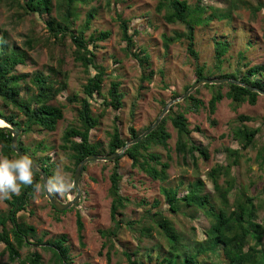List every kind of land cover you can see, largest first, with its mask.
Masks as SVG:
<instances>
[{"label":"trees","instance_id":"16d2710c","mask_svg":"<svg viewBox=\"0 0 264 264\" xmlns=\"http://www.w3.org/2000/svg\"><path fill=\"white\" fill-rule=\"evenodd\" d=\"M95 1L56 0L53 3V0H0V6L5 7L9 12H14L11 15L13 23L19 24L29 17L32 19L37 17L47 33L44 37L38 38L26 35L25 51L8 45L5 34H0V101L3 108L12 109V113L7 115L0 110V120L19 129V149L32 157L45 171L48 178L54 175L53 164L50 163V158L45 160L37 156L38 151L46 153L48 148L39 143L38 148L31 151L20 137L35 131L54 132L58 122L63 119V109L66 105L74 103L78 105L74 109L77 124L63 131L59 146L63 152L69 153V158L73 162L70 169L72 176L81 160L92 155L106 156L118 152L127 141L135 139L148 128L136 131L128 127V140H124L119 130L114 127L105 147L90 140V132L99 123L98 118L92 113L95 97L102 98L104 108H112L114 111L122 108L124 97L117 80L110 82L106 97L102 95L104 81L110 78V75L105 69L97 66L94 51L98 42H103L110 37V32L103 30L91 34L87 39L85 37L96 17V11L92 9L86 14L76 34L71 31L77 7L87 6ZM103 1L110 10L112 19L118 23L120 38L125 44L122 50L124 55L135 60L142 68V80L150 81L153 72L150 71L149 56L143 49L137 48L134 37L138 32L134 30L132 34L130 33L129 21L122 19V13L118 10L123 0ZM202 1L196 0L195 3L189 4L186 0H157L155 10L157 13H163L162 18L165 23L184 26V32L162 36L164 49L168 50L170 45L185 41L187 54L194 61L192 66L195 82L201 79L230 78L264 91V66L262 65L249 66L248 63L242 64L238 61L234 72H221L229 48L227 41L213 39L214 64L212 68L198 63L199 55L195 49L197 28L207 27L214 20L219 22L229 20L231 9L239 8V4L233 0H226L230 6L228 10L212 5L202 6ZM260 8L253 7L251 10L255 14ZM67 39L70 40L74 62L83 67L89 75L90 69L95 73L90 75L82 86L84 97L79 98L76 94L68 95L65 98V104L52 105L51 102L67 90L66 74L61 70L63 60L58 58L56 67L51 66L45 72L19 73L17 68L30 61L28 52L34 50L40 43L48 49L49 47H64ZM240 59L244 60L243 55ZM146 71H148L147 75H145ZM190 87L189 85L185 87L183 94ZM202 88L208 90L211 96L208 101L209 116L214 115L217 105L223 99L229 100L232 107L237 109L244 103L255 105L258 97L256 92L233 84L203 85ZM198 93L199 89L182 102L171 106L166 116L147 137L128 147L122 157L130 160L133 170L161 184L168 181L171 158L167 155V161H164L162 155L157 152L158 149L170 151L168 141L172 136L168 130V123L172 125L176 133L174 152L178 157L183 161L192 159L193 162H197V158L204 161L208 159L207 150L193 143L192 130L189 128L186 117V114L198 113L201 108H204L202 100L196 97ZM181 96L180 93L171 92L170 99L175 100ZM165 105L166 102L161 101V107ZM256 121H260V124L264 126V116L251 118L243 115L234 119L230 125L231 138L238 148H224L225 165H216L207 174L213 186V196L204 192L201 181L186 186L180 182L175 187L160 189L170 215L191 219L197 213H201L208 221V228L203 233L204 238L194 242L190 247L184 244L183 237L175 229L171 219L163 211L157 210L158 201H154L138 221L125 218L124 212L130 205V201L121 194L120 189L121 175L118 173L117 165L122 157L106 162L112 165L108 177L112 227L100 231V234L107 242H110L120 230L125 229L136 234L135 238L138 244H141L142 239H151L155 232L164 239L166 244L164 249L155 252V259L147 253L146 261L138 259L136 252L124 249L126 264H264V244L262 243L264 226L258 220L259 214L264 212V186L261 192L250 195L246 188L237 186V181L232 175V169L240 165V161L249 150L256 151L255 159L264 175V127H249L244 124ZM10 145L11 134L0 129V157H17ZM220 180L223 181L222 184ZM36 181L41 182L38 175H36ZM34 196V189L28 187L23 188L19 196L4 200L6 208L0 210V246L2 247L0 264H42L41 254L36 250L29 251L22 258V251L37 247L51 254V264H73L66 235L45 240L46 234L37 236L36 229L27 223L25 212ZM136 205L141 207L145 203L140 201ZM50 207L56 215L62 214L51 205ZM55 220L58 221V218L56 217ZM76 224L78 233L81 234L83 225L79 216H77Z\"/></svg>","mask_w":264,"mask_h":264},{"label":"rangeland","instance_id":"374dc122","mask_svg":"<svg viewBox=\"0 0 264 264\" xmlns=\"http://www.w3.org/2000/svg\"><path fill=\"white\" fill-rule=\"evenodd\" d=\"M55 1L53 0V3ZM186 1L189 4L196 2V0ZM233 1L239 4V8L231 9L229 20L220 22L214 20L207 27H198L195 33V49L199 55L198 63L204 64L207 68H212L214 64L213 39L224 40L229 43L222 73L234 72L238 66V61H241L242 64L248 63L249 66H264V0ZM227 2L226 0H203L201 5H212L228 10L230 6ZM156 5L157 0H123V3L118 6L119 12L122 13V19L129 21L130 33L132 34L134 30L138 32L134 37L137 48L143 49L149 56L150 71L153 72L150 81L142 80V68L135 60L124 55L122 50L125 44L121 41L118 23L112 19L110 10L105 6L103 0H96L87 6H80L76 9V17L73 19L71 27L73 34H76L83 24L86 14L92 9L96 11V17L85 34L86 39L98 31L107 30L110 32V37L103 42H98L94 51L95 63L110 75V78L104 81L103 97H106V91L112 80L119 81L120 90L124 94L122 108L117 111L112 108H104L102 98L95 97L94 99L92 113L94 117L98 118L99 123L90 132V140L93 143H100L102 147L107 144L114 127L119 130L121 138L128 140V127L141 131L152 125L165 107H161V101L166 102L167 105L172 101L170 99L171 92L183 95L184 88L195 83L192 66L194 61L187 54L185 41L182 40L170 45L168 50H165L162 45L163 35L172 36L174 32H184V26L165 23L162 18L163 13L156 12ZM253 7L261 8L254 14L251 10ZM13 13L0 6V34H5L8 45L25 51L26 35L36 38L47 35L41 20L37 17L36 19L29 17L21 23L15 24L11 21ZM49 49L40 43L34 50L28 52L30 61L19 66L17 72L28 74L36 71L45 72L51 66L56 67L57 59L61 58L63 60L61 70L66 74L67 90L59 94L51 104H65V98L68 95L76 94L79 98L84 97L82 86L90 75H94L95 71L90 69L89 75L83 67L74 62L69 39H67L64 47H49ZM241 55H243L244 60L240 59ZM242 69L244 68L242 67ZM147 74L148 71L145 75ZM197 89H199V93L196 97L202 100L204 108H201L198 113H188L186 117L189 128L192 130L193 143L207 150L208 159L206 161L199 158H197V162H193L192 159L183 161L178 157L174 152L176 133L172 125L168 123V130L172 136L168 141L170 151L157 150L164 161H167V155L171 158L168 181L165 184L152 181L144 174L133 170L130 166V160L126 157H122L117 165L118 173L121 175V194L130 201V205L124 212L125 218L138 221L144 211L149 209L154 201H158L157 210L163 211L171 219L175 229L183 237L184 244L188 247L204 238L203 233L208 228V221L201 213H197L191 219L170 215L167 212V206L164 204L160 189L162 187H175L180 182L186 186L201 181L204 192L213 196V186L207 178V174L216 165H225L224 148H238L236 142L231 138L230 125L240 115L251 118L264 116L263 95H258L255 105L251 106L244 103L237 109L232 107L229 100L223 99L217 105L214 115L209 116L210 93L202 86ZM76 107H78L76 103L65 106L63 119L58 122L54 132L35 131L20 137L21 141L31 151L38 148L39 143L46 146L48 151L46 153L38 151L37 156L45 160L50 158L49 161L53 164L54 174L59 169L67 173L72 182L73 176L70 169L73 162L69 158V153L63 152L59 146L63 131L67 127L77 124L74 111ZM0 110L6 115L12 113V109L3 108L1 101ZM244 124L249 127H264L260 121L245 122ZM255 158L256 151L249 150L240 161V165L232 169V175L237 181V186L246 188L250 195L261 192L264 186V175ZM84 167L85 171L82 170L78 183L80 190L78 202L68 210L60 212L62 214L56 215L54 213L45 194L35 192L33 200L26 209L25 217L27 223L36 229L37 236L46 234L45 240H47L66 235L73 264H126V258L123 255L124 249L136 252L137 258L143 261H146L147 253H150L152 259H155V252L164 249L166 245L164 239L155 232L151 239H142L141 244H138L135 238L136 234L134 235L125 229L120 230L110 242H107L100 234V231L112 227L110 218L111 199L108 196L110 185L108 177L112 165L94 161ZM222 183L223 181L220 180V184ZM54 196L59 202L66 203L76 197V191L73 188L72 194L68 198ZM140 201H144L145 205L137 206L136 203L138 204ZM5 208L4 200L0 201V210ZM77 216L80 217L83 225L81 234L78 233L77 229ZM56 217L58 221L55 220ZM258 220L264 226V212L259 214ZM262 243L264 244V237ZM33 250L41 254L42 264H51V254L42 251L39 247L22 251V258Z\"/></svg>","mask_w":264,"mask_h":264},{"label":"clouds","instance_id":"9594fccd","mask_svg":"<svg viewBox=\"0 0 264 264\" xmlns=\"http://www.w3.org/2000/svg\"><path fill=\"white\" fill-rule=\"evenodd\" d=\"M38 168L34 167L32 158L28 155H18L16 158L0 157V201L19 196L23 188L31 187L36 193L71 196L74 184L68 174L57 169L55 174L42 182L36 181Z\"/></svg>","mask_w":264,"mask_h":264},{"label":"water","instance_id":"95a60500","mask_svg":"<svg viewBox=\"0 0 264 264\" xmlns=\"http://www.w3.org/2000/svg\"><path fill=\"white\" fill-rule=\"evenodd\" d=\"M219 84H233V85L241 86L243 88H246L249 91L256 92L258 95H263L264 96V91L258 90V89H254V88H252L250 86H247V85L243 84L239 80H235V79L214 78V79H201L199 81H196L195 83H193V85L180 98L172 100L167 105H165V107L163 108V110L161 111V113L159 114L157 119L155 120V122L152 125H150L142 134L137 136L135 139H132L131 141L126 142L124 147L120 151L115 152V153H113L111 155H106V156L92 155V156H89V157L81 160L77 164V166L75 168V171H74V175H73V184H74L73 188L76 191V197L72 201H67L66 203H61V202H59L56 199V197L54 195L45 194V196H46L47 200L49 201L50 205L58 212H64V211L68 210L69 208H71L72 205H76L77 202H78V199L80 197V190H79L78 183H79V179H80L82 170H83V168H84V166L86 164H88L90 162H94V161L112 162V161H114L116 159L121 158L124 155L125 151L128 149L129 146L137 144L143 138L147 137L158 126V124L161 122V120L163 119L164 115L168 112V110L170 109L171 106H173L174 104L182 102L184 99L189 97L200 86H203V85H219ZM0 129H2L4 131H7V132H9L11 134V145H10V147H11V150L17 156L18 155H27L26 153L22 152L19 149V147H18V134H19V129L18 128H13L10 125L5 123L4 126H0ZM32 160L34 162V167H37L38 170H39L38 173H37L38 177L40 179L44 178L46 180L48 178V176L45 173V171L37 165V163L35 162V160L33 158H32Z\"/></svg>","mask_w":264,"mask_h":264},{"label":"bare ground","instance_id":"6f19581e","mask_svg":"<svg viewBox=\"0 0 264 264\" xmlns=\"http://www.w3.org/2000/svg\"><path fill=\"white\" fill-rule=\"evenodd\" d=\"M4 125L5 123L2 120H0V126H4Z\"/></svg>","mask_w":264,"mask_h":264}]
</instances>
